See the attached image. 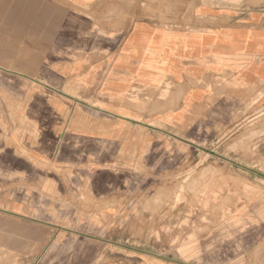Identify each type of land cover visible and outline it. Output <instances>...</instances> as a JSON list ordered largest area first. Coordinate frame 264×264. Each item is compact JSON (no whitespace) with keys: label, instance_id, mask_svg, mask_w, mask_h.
<instances>
[{"label":"crops","instance_id":"crops-1","mask_svg":"<svg viewBox=\"0 0 264 264\" xmlns=\"http://www.w3.org/2000/svg\"><path fill=\"white\" fill-rule=\"evenodd\" d=\"M58 1L53 6L50 0H0V103L3 97L16 102L22 84L18 71L32 72L49 59V49H57L58 70L48 86L59 88V104L50 102L51 94L34 97L27 116L31 129L24 140L41 151L60 150L61 160H81L89 166L80 173H66V178L74 177L68 180L92 183L94 190L105 184L108 194L115 176L126 181L116 168L131 160L155 166L161 153L170 157L173 172L182 156L176 142H184L194 154L218 142L231 119L242 125L264 106V0H167L154 4L153 11L142 8L141 0L136 5L104 0L105 25L97 15L69 14L65 6L68 1L94 8L103 0ZM110 7H121V13L110 14ZM66 99L80 105L72 115L64 109ZM148 133L153 141H147ZM158 134L169 136V144L155 142ZM18 166L17 156L6 153L0 173L9 177L6 181L18 182ZM32 172L25 170L27 181ZM9 191L17 193V187ZM58 209L66 212L62 205ZM249 209L255 217L256 208ZM9 216L0 213V231L12 229ZM260 221L242 228L248 234H239L240 256L234 264L254 263L241 251H256L259 237L264 238V220ZM222 224L204 230L217 232ZM6 236L0 233V243L11 239ZM118 248L100 263L97 255L76 251L20 259L40 264H222L210 252L198 262L179 260L172 248L169 256Z\"/></svg>","mask_w":264,"mask_h":264},{"label":"rangeland","instance_id":"rangeland-1","mask_svg":"<svg viewBox=\"0 0 264 264\" xmlns=\"http://www.w3.org/2000/svg\"><path fill=\"white\" fill-rule=\"evenodd\" d=\"M130 1L137 4V0ZM141 1L142 8L153 11L154 4L167 0ZM50 3L57 6L60 2L50 0ZM65 4L69 14H94L105 25L106 1H99L94 8L68 1ZM121 10V7H110V14L116 15ZM67 35L73 37L69 31ZM49 51L45 55L49 59L32 72H17L22 84L16 102L3 97L0 103L3 114L0 160L6 153L17 156L20 175L18 182H9L6 181L9 177L0 173V213H9L7 223H12V229L0 231L11 238L0 243V264H40L24 263L20 258L32 256L41 260L42 255H70L74 251L97 255L96 263H100L107 253L120 249L119 245L168 256L172 248L179 260L198 262L203 254L207 257L210 252L222 264H234L240 256L236 245L242 228L250 221L259 220L261 224L260 220H264V106L256 108V117L242 125H236L235 119H231L218 142L194 154L184 142H176L182 156L173 172H170V157L165 153H161L155 166H145L141 160L126 162L116 168L124 172L122 179L126 181L115 176L107 194L105 184L94 190L92 183L65 177L66 173H80L89 167L81 165V160H61L60 150L41 151L24 140L25 133L31 129L27 116L34 97L51 94L50 102L59 104V88L48 86L49 78H56L58 70L57 49ZM66 101L67 106L62 104L69 114L80 108L72 99ZM148 134L147 141H153L149 139L153 136ZM155 142L167 145L170 138L158 134ZM9 148L12 152H8ZM26 169L30 174L33 171L28 181ZM50 179L51 184L46 183ZM15 186L17 193L9 191ZM41 204L48 208L37 209ZM61 205L66 212L58 209ZM250 206L257 210L255 217ZM217 222L223 223L217 232L204 230ZM260 229L258 235L263 233V228ZM208 233L215 235L204 238ZM70 240L73 242L65 243ZM184 246L191 250L183 252ZM241 252L251 256L253 264H264V238L259 237L254 253Z\"/></svg>","mask_w":264,"mask_h":264}]
</instances>
